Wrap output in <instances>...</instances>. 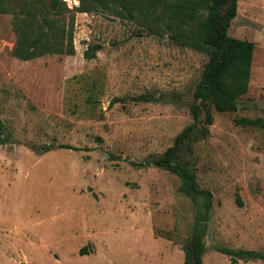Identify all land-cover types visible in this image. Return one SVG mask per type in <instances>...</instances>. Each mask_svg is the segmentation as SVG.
Here are the masks:
<instances>
[{
  "label": "rangeland",
  "instance_id": "obj_1",
  "mask_svg": "<svg viewBox=\"0 0 264 264\" xmlns=\"http://www.w3.org/2000/svg\"><path fill=\"white\" fill-rule=\"evenodd\" d=\"M24 1L0 13V264H182L195 229L203 264H232L214 246L264 253V0H239L228 29L254 44L247 93L234 112L203 104L176 157L211 193L207 221L179 179L150 164L192 122L207 56L63 0L70 12L56 25L71 30L74 53L21 61L12 11ZM88 46L99 47L89 60Z\"/></svg>",
  "mask_w": 264,
  "mask_h": 264
},
{
  "label": "trees",
  "instance_id": "obj_2",
  "mask_svg": "<svg viewBox=\"0 0 264 264\" xmlns=\"http://www.w3.org/2000/svg\"><path fill=\"white\" fill-rule=\"evenodd\" d=\"M77 1L79 4L74 8L77 13H91L99 9L111 12L134 23L148 35L167 36L174 43L199 50L207 56L193 92L192 122L176 136L172 146L150 161L151 165L179 179L178 191L193 201L198 221H207L211 210V193L198 188L193 175L177 163L176 157L186 138L202 122L200 117L203 104H209L217 112H234L239 106L238 99L248 91L254 44L228 36L239 0ZM38 2L41 1L25 0L18 11H12L16 35L12 56L21 61H29L46 54L72 55L71 30L66 31L63 25H56V19L70 12L65 2L50 0L47 7ZM10 11L9 3L0 0V13ZM97 48L88 46L84 58L91 59ZM150 99V95L136 98L138 101ZM241 122L248 126H259L260 119H241ZM205 123L212 124L209 111H206ZM3 134L0 122L1 143L6 141V138L2 139ZM58 148L72 147L60 145ZM237 201L241 204L239 199ZM201 238L202 232L195 229L186 239L182 264H203L202 257L206 248ZM214 250L228 256L232 264L238 260H264V253L259 251L235 250L223 246H214Z\"/></svg>",
  "mask_w": 264,
  "mask_h": 264
},
{
  "label": "water",
  "instance_id": "obj_3",
  "mask_svg": "<svg viewBox=\"0 0 264 264\" xmlns=\"http://www.w3.org/2000/svg\"><path fill=\"white\" fill-rule=\"evenodd\" d=\"M209 241H210V243H212L213 245H215V244H216V243H215V241L213 240V238H212L211 234H209Z\"/></svg>",
  "mask_w": 264,
  "mask_h": 264
},
{
  "label": "built area",
  "instance_id": "obj_4",
  "mask_svg": "<svg viewBox=\"0 0 264 264\" xmlns=\"http://www.w3.org/2000/svg\"><path fill=\"white\" fill-rule=\"evenodd\" d=\"M74 4H76V2H74ZM75 6V5H74Z\"/></svg>",
  "mask_w": 264,
  "mask_h": 264
}]
</instances>
